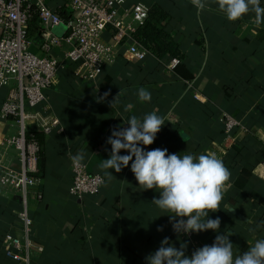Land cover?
I'll return each instance as SVG.
<instances>
[{"label": "crops", "instance_id": "crops-1", "mask_svg": "<svg viewBox=\"0 0 264 264\" xmlns=\"http://www.w3.org/2000/svg\"><path fill=\"white\" fill-rule=\"evenodd\" d=\"M260 2L264 7V0ZM135 3L148 9L157 4L168 14L165 30L180 58H157L147 51L143 60H136L128 52L129 43H122L114 62L90 81L77 76L78 63L65 59L68 44L60 42L44 52L39 22V30L28 31L34 55L63 65L56 82L44 91V101L35 109L25 106L26 138L39 143L29 173L38 184L27 192L29 214L38 221L31 240L43 248L31 256L30 264H147L145 258L165 237L177 248L186 242L187 255L213 243L218 233L212 230L178 236L169 223L170 213L152 203L159 198L158 190H139L131 161L119 173L110 169L111 179L98 167L109 158L106 140L111 131L128 127L133 115L143 119L151 112L165 123L151 145H141L145 151L167 149V154L181 157L211 152L230 171L220 209L209 212L208 218L219 217V234L229 235L234 256L264 239V23L257 25L251 12L229 21L214 0H206L199 13L190 0H127L125 5ZM113 33L108 27L103 40L110 42ZM141 87L151 93L150 102L139 101ZM7 92L0 91V106ZM117 95L119 102L111 107ZM226 116L239 123L229 133ZM52 119L58 125L45 133L43 127ZM17 132L15 119L0 118V147ZM77 154L84 155L91 174L104 180L98 194L82 201L68 192ZM3 157L8 166L19 169L13 149ZM19 209L17 194L0 187V264H23L5 257L3 243L6 233L21 237ZM161 226L163 231H157Z\"/></svg>", "mask_w": 264, "mask_h": 264}, {"label": "built area", "instance_id": "built-area-1", "mask_svg": "<svg viewBox=\"0 0 264 264\" xmlns=\"http://www.w3.org/2000/svg\"><path fill=\"white\" fill-rule=\"evenodd\" d=\"M127 0H68L67 19L51 10L44 0H0V91L8 92L0 106V118H13L18 123V132L6 137L0 147V187L11 190L20 198L17 221L21 237L6 233L3 237L5 257L23 264H30L33 254H40L42 246L34 244V221L29 214L27 192L38 184L29 175L33 171L39 153V143L26 138L27 115L25 106L35 109L44 101V91L56 82V75L62 63L50 57H37L30 51L26 27L35 16L41 27V48L44 52L60 42L68 44L65 59L78 63L77 76L95 80L105 65L114 62L117 47L129 43L128 52L136 60H143L147 50L133 38L138 26L147 17L148 8L141 3L125 5ZM63 24L65 33L61 37L51 34V29ZM114 30L112 40L106 42L102 34L108 28ZM172 60L171 64H176ZM175 119V118H173ZM58 125L52 119L43 127L48 133ZM225 132L239 126L230 116L225 117ZM61 131V129H58ZM13 149L19 169L8 166L4 154ZM72 182L69 195L82 201L99 193L103 178L91 174L86 163L71 162Z\"/></svg>", "mask_w": 264, "mask_h": 264}, {"label": "clouds", "instance_id": "clouds-1", "mask_svg": "<svg viewBox=\"0 0 264 264\" xmlns=\"http://www.w3.org/2000/svg\"><path fill=\"white\" fill-rule=\"evenodd\" d=\"M197 12L206 8V0H190ZM218 10L227 20L235 21L249 12L254 13L257 25L264 23V7L260 0H214ZM109 93H104L107 97ZM141 102H150L151 93L141 87L137 91ZM118 95L110 104L118 103ZM131 105L125 108V111ZM165 121L155 112L146 114L143 119L131 116L128 127L113 129L106 143L111 146L109 158L103 159L99 168L111 179L110 169L119 173L130 164L139 190L157 189L159 198H153L161 211L170 213L169 223L173 231L189 235L191 233L212 230L218 234L211 245L196 248L186 254L187 243L181 242L179 248L165 237L159 248L145 259L147 264H264V239L254 244L240 255L233 254V244L229 235L219 234L220 219H209V212L219 210L226 183L231 173L223 160L215 153H203L198 156L186 154H167V149L156 148L145 151L143 146L151 145ZM125 150L127 155H120ZM84 155L73 157L75 164L83 162ZM157 231H163L159 227Z\"/></svg>", "mask_w": 264, "mask_h": 264}, {"label": "trees", "instance_id": "trees-1", "mask_svg": "<svg viewBox=\"0 0 264 264\" xmlns=\"http://www.w3.org/2000/svg\"><path fill=\"white\" fill-rule=\"evenodd\" d=\"M44 2L51 10L58 13L61 18L67 19L66 5L68 0H44ZM168 19V14L160 5H152L148 9L147 17L143 24L136 28L133 38L140 46L157 58H163L164 56L180 58L176 44L165 30ZM27 25V37L28 31L39 30L35 16L28 21ZM30 216L34 221V230H36L38 221L36 222L33 216ZM33 259L39 260V256L35 255Z\"/></svg>", "mask_w": 264, "mask_h": 264}, {"label": "rangeland", "instance_id": "rangeland-1", "mask_svg": "<svg viewBox=\"0 0 264 264\" xmlns=\"http://www.w3.org/2000/svg\"><path fill=\"white\" fill-rule=\"evenodd\" d=\"M63 31H65V26L61 24L60 26L54 27L51 29V34L55 37H61L63 34ZM31 51V49H30Z\"/></svg>", "mask_w": 264, "mask_h": 264}]
</instances>
